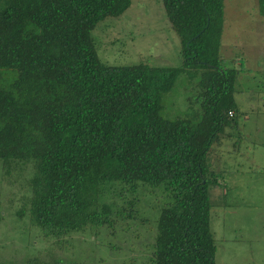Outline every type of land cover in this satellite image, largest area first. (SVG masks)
<instances>
[{
  "label": "trees",
  "instance_id": "trees-1",
  "mask_svg": "<svg viewBox=\"0 0 264 264\" xmlns=\"http://www.w3.org/2000/svg\"><path fill=\"white\" fill-rule=\"evenodd\" d=\"M162 4L179 67L99 59L92 32L131 0H0V160L33 162L28 214L45 235L114 233L149 193L163 204H150L156 233L143 264H215L209 189L222 178L209 154L237 127L244 67L221 55L224 0ZM257 7L264 19V0ZM197 75L198 108L165 118L163 96Z\"/></svg>",
  "mask_w": 264,
  "mask_h": 264
},
{
  "label": "rangeland",
  "instance_id": "rangeland-1",
  "mask_svg": "<svg viewBox=\"0 0 264 264\" xmlns=\"http://www.w3.org/2000/svg\"><path fill=\"white\" fill-rule=\"evenodd\" d=\"M224 4V65L244 69L235 87L237 127L225 129L227 137L209 154L212 169L222 178L219 186L209 189L215 264H264V19L257 0H224ZM92 38L99 59L108 66L181 65L180 41L162 0H131L122 16L99 23ZM199 77H181L163 96L165 118L198 108L189 97L196 93L191 86ZM33 173L32 161L0 160V264L147 262L156 233L150 204L158 211L163 201L145 192L137 219L124 226L117 223L114 233L98 228L56 238L43 234L28 214Z\"/></svg>",
  "mask_w": 264,
  "mask_h": 264
},
{
  "label": "built area",
  "instance_id": "built-area-1",
  "mask_svg": "<svg viewBox=\"0 0 264 264\" xmlns=\"http://www.w3.org/2000/svg\"><path fill=\"white\" fill-rule=\"evenodd\" d=\"M229 114V116H232V113H228Z\"/></svg>",
  "mask_w": 264,
  "mask_h": 264
}]
</instances>
